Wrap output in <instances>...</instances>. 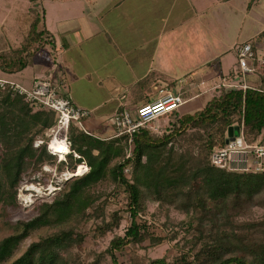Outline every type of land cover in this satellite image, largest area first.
Here are the masks:
<instances>
[{
	"label": "trees",
	"instance_id": "1",
	"mask_svg": "<svg viewBox=\"0 0 264 264\" xmlns=\"http://www.w3.org/2000/svg\"><path fill=\"white\" fill-rule=\"evenodd\" d=\"M39 21L38 15L30 25L26 44L15 50L16 54L0 53V72L21 71L30 64L27 58L38 47L46 43L53 46V37L43 26L38 28ZM233 80L241 84L239 72L231 78ZM260 82L261 86L246 89L215 88L202 108L167 114L172 116V121L161 134L143 127L103 138L86 134L70 123L67 138L71 149L79 155L75 160L84 161L88 171L73 177L51 201H38L32 218L15 222L14 233L0 240V262L73 264L69 259L71 250L85 239V235L76 230L79 223H88L91 218L102 219L93 227L95 236L110 232L120 224L119 209L105 220L101 218L103 203L94 205L97 199L88 198L85 193L108 176L127 194L125 209L130 214L124 234H114L106 248L111 264H119L116 252L131 243L162 240L148 231L146 221L139 216L145 210L141 180L146 181V190H150L156 200L168 199L167 204L188 215L175 225L164 224L170 239L180 235L179 254L170 260L150 259L147 264H264V172L232 171L217 168L210 162L211 152L225 146L240 131L248 143L264 142V73ZM54 123V114L40 108L34 110L9 86L0 88L2 207L16 204V189L28 168L40 166L50 157L45 145L33 147V141ZM235 127L239 131L230 138L229 129ZM126 167L133 181L124 173ZM255 207L261 208L263 213L252 218ZM72 222L74 224L70 225ZM43 227L56 229L29 243L13 258L20 243L32 231Z\"/></svg>",
	"mask_w": 264,
	"mask_h": 264
},
{
	"label": "crops",
	"instance_id": "2",
	"mask_svg": "<svg viewBox=\"0 0 264 264\" xmlns=\"http://www.w3.org/2000/svg\"><path fill=\"white\" fill-rule=\"evenodd\" d=\"M52 1L65 4L69 0ZM36 2L42 5L43 0ZM83 3V10L62 8L58 16L48 21L49 26L44 24L42 5L43 27L53 37L54 60L35 61L30 81L41 78L52 82L59 61L63 70L58 72L56 85L52 83L60 93L90 112L85 125L103 138L117 133L112 123L105 130L107 114L102 110L107 104H111L109 110L114 115L173 92L187 97L180 107L182 113L198 110L210 98L202 99L201 90L203 94L211 93L222 78L231 80L237 76L238 46L249 42L256 56L264 55V0H84ZM104 52L109 53L111 61L126 57L129 82L125 90L119 89L122 81L115 76L97 74L98 57ZM169 60L173 63L170 69ZM255 64L260 68L257 60ZM73 84H78L88 99L93 98V90L101 93L97 103L89 106L86 97L80 98L70 90ZM112 85L115 86L109 91Z\"/></svg>",
	"mask_w": 264,
	"mask_h": 264
},
{
	"label": "rangeland",
	"instance_id": "3",
	"mask_svg": "<svg viewBox=\"0 0 264 264\" xmlns=\"http://www.w3.org/2000/svg\"><path fill=\"white\" fill-rule=\"evenodd\" d=\"M79 2H81V4L77 5L76 3ZM83 2L84 0H69L64 4L52 0H43L42 5L44 8V24L48 25V21L54 19L56 15L58 16L62 8L70 7L72 11L75 9L83 10ZM38 12L39 11L37 9L32 8V3L29 0H0V53L9 52L16 54L17 51L15 50L26 44V38L30 33V25L38 19ZM107 55H109V53L104 52L102 56L98 57V61L100 62L97 61V74L102 77L112 75L115 76L117 81H122L119 89L123 91V89L125 90V86H127V83L129 82V72L127 71L129 63L126 61V57L120 58V60L118 61H111L109 60L111 59V57H107ZM53 56L54 52L52 46L46 43L45 45L40 46V48L38 47L35 53L31 57L27 58L28 60H30V64L25 69L12 74L0 72V75L17 83H20L26 87H29L31 84L30 80L32 76V69L34 67L33 63L37 60H40L41 62H47V58L48 60L53 61ZM256 57H259V55ZM94 59L97 60V58ZM167 64L169 66V69L172 68L173 63H171L170 60ZM57 66L58 69L56 71V75L51 77L52 82L55 85L58 78L57 75H59L58 72L60 70H63L59 61L56 62V66L54 68H56ZM254 67L256 68V66ZM259 67L263 68V70H260V68L257 67L258 69L256 68L255 72H247L241 74V76L249 84H252L253 86H261L260 78L262 73H264V67ZM108 82H110V80H108ZM114 86L115 85H112V87H109L108 90L110 91L114 88ZM202 87V85H199V88L203 89ZM70 90L76 92V94L80 98L85 99L86 96L83 94L82 88L78 84L70 85ZM169 90L174 91L175 89L169 87ZM94 91L95 90H93L94 96L92 99H88L87 97V100L85 99L87 103L90 104L89 106H92L99 100L97 98L101 93ZM201 91L200 96H202V99L205 98V96L211 97L215 92L214 89L210 90L211 93L208 94H203L204 92ZM114 96L116 95L114 94ZM201 106H203V104H201ZM110 107L111 104H107L102 110L105 112V114H107L104 118L105 130L110 129L111 127L109 124H111V121L113 122L112 114L114 111H110ZM195 109H191L189 111L192 112ZM175 111L183 114L180 108ZM92 112L95 113V111H91V113ZM171 121V115H163L155 119L153 122L149 123L150 125L148 128L154 133L161 134L168 129ZM91 132L95 135L100 136L95 131ZM43 138L47 139L45 136V132L35 137L33 141V147H36L35 142L38 139ZM175 148L179 150V144H176ZM75 159L76 158L72 155L71 157H66L64 161L58 162L56 156L50 155V157H48V159L42 165H32L28 168V170L22 175L21 181L16 189V204L6 207H2V205L0 204V240L5 236L14 233V225L17 220H26L32 218L36 214V205L38 204V201H51L56 195H58V193H60L67 187L68 182L73 177L65 179L62 176V172L67 169H75L76 164L80 163ZM44 167L47 169H51V171L44 170ZM77 174L79 173L77 172ZM127 177L130 179V181H133V179L130 178V173ZM26 183L32 184L34 187H38V189L40 190V194L34 193L33 195L28 194L24 196L22 188ZM145 183L146 181L141 180L140 186L143 189L145 195V198L143 200L145 210L139 216L142 220L146 221L148 231L154 236L162 238V240L160 239V241H156L153 243L146 239L139 243H131L125 246L121 251L116 252V257L119 264H147L150 259L161 257L170 260L172 257L179 254V250L181 249L180 245L182 243V240L179 239L180 235L172 240L169 238L166 229L167 226L175 225L182 220H186L188 218V215H186L182 210L175 208L173 205L167 204L170 203L168 199H166L165 202L156 200L150 190H146L144 186ZM115 190L116 192L113 193ZM85 193L88 198L94 197L95 199H97L94 205L103 203L101 218L104 217L105 220H108L110 218V214L114 210L119 209L121 221L117 228L100 236L93 235L92 230L96 224H99V222L102 221V219L91 218L88 223H79L76 227V230L83 233L85 235V239L80 246H75L71 250L69 256L70 262L73 264H111L110 255L106 252L109 241L116 233L121 235L124 234L125 229L130 222V214L125 209L126 202L128 201L127 194L123 191L122 188H118L117 186H115V184L108 176L100 182L90 186L88 189H86ZM19 195H21L22 197H29V199H26L27 203H24V201L20 199ZM89 212L92 213V210L89 209ZM262 213L263 210L261 208L255 207L253 209L251 217H259ZM71 224L74 223L72 222L70 223V225ZM164 224H166L167 226ZM55 229L56 228L53 227H43L32 231L31 234L20 243L18 249L15 251L13 258L21 254L29 245V243H31L32 241H36L40 236L48 234ZM10 261L0 262V264H8Z\"/></svg>",
	"mask_w": 264,
	"mask_h": 264
},
{
	"label": "built area",
	"instance_id": "4",
	"mask_svg": "<svg viewBox=\"0 0 264 264\" xmlns=\"http://www.w3.org/2000/svg\"><path fill=\"white\" fill-rule=\"evenodd\" d=\"M237 63L240 75L247 72H255L257 66L254 65L258 61V65L264 67V56L256 57L249 42L243 43L236 48ZM256 66V68L254 67ZM236 84L228 78H222L221 82L215 86H238L242 89L250 87L243 81ZM9 86L15 93L24 97L33 109H43L48 113L54 114L55 123L45 131L47 139H38L35 142L36 147L46 145L47 152L57 157V161H64L68 155L72 154L75 158H79L78 153L71 149L70 142L67 138L68 126L70 123L75 124L86 134H93L85 125V119L90 112L76 105L67 95L58 91L56 86L48 79L35 78L29 87L17 83L11 79L0 76V88ZM187 101V97L183 93L166 92L159 99L141 104L134 110L123 109L117 111L111 121L112 125L117 128V134L122 132L131 133L139 128L149 127V123L155 119L167 115L181 107ZM61 143V148L57 149L54 144ZM210 162L217 168H223L232 171H263L264 172V142L248 143L242 131L238 135L230 139L223 147L214 149L210 154ZM82 166L83 171L77 175L78 167ZM45 168V167H44ZM44 170L51 171L45 168ZM88 171V166L84 161L76 164L73 170H65L62 172L63 178H71L81 176ZM56 172V169H55ZM124 173L128 176L130 169L126 167ZM23 185V184H22ZM48 190V189H47ZM22 191L25 195L40 194L38 187L32 184H24ZM22 194V193H20ZM20 199L27 203L29 197Z\"/></svg>",
	"mask_w": 264,
	"mask_h": 264
},
{
	"label": "water",
	"instance_id": "5",
	"mask_svg": "<svg viewBox=\"0 0 264 264\" xmlns=\"http://www.w3.org/2000/svg\"><path fill=\"white\" fill-rule=\"evenodd\" d=\"M32 7H34L35 9H37L39 11V16H40V21L38 24V28H41L43 26V8L40 2H35L32 4ZM239 128L235 127V128H230L229 129V137L232 138L233 137V133L234 132H238Z\"/></svg>",
	"mask_w": 264,
	"mask_h": 264
},
{
	"label": "bare ground",
	"instance_id": "6",
	"mask_svg": "<svg viewBox=\"0 0 264 264\" xmlns=\"http://www.w3.org/2000/svg\"><path fill=\"white\" fill-rule=\"evenodd\" d=\"M60 145H61V143H57V144H54V147L59 149V148H61ZM82 171H83L82 166H79L77 172L80 174ZM79 174H77V175H79Z\"/></svg>",
	"mask_w": 264,
	"mask_h": 264
}]
</instances>
